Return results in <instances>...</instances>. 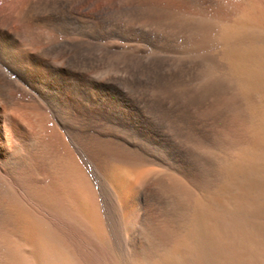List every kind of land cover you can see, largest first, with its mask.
Returning <instances> with one entry per match:
<instances>
[{"label": "bare ground", "instance_id": "6f19581e", "mask_svg": "<svg viewBox=\"0 0 264 264\" xmlns=\"http://www.w3.org/2000/svg\"><path fill=\"white\" fill-rule=\"evenodd\" d=\"M143 4L120 5L139 6L135 13L145 17L152 7L144 13ZM107 8L99 0H0V264H264V119L255 123L257 107L244 104L253 92L263 95L264 43L233 44L232 58L226 55L251 86L235 84L231 74L209 75V67L202 74L211 77L195 82L199 54L170 56V46L144 59L147 80L148 72L140 75L147 87L186 84L174 91L176 101H165V85L160 101L154 90L145 92L155 101H137L140 94L116 101L122 75L143 57L134 43L98 42L91 20ZM192 31L190 39L199 29ZM237 33L220 28L201 47ZM205 56L213 67H228L225 57ZM127 64L133 70L121 74ZM220 93L238 103L235 114L228 108L219 116ZM236 211L244 222L255 219L246 222L250 230L229 218Z\"/></svg>", "mask_w": 264, "mask_h": 264}, {"label": "rangeland", "instance_id": "374dc122", "mask_svg": "<svg viewBox=\"0 0 264 264\" xmlns=\"http://www.w3.org/2000/svg\"><path fill=\"white\" fill-rule=\"evenodd\" d=\"M258 1V2H257ZM132 2H138V3H144L143 4V7L142 6H140V7H142L141 9H144L145 11H143V10H141V13H142V11L144 12V13H146L147 12V9L149 8H154V10L152 9H150V10H148V12H147V14H145L146 16L145 17H142V16H140L139 14V10H138V7H136L135 8V10L137 11V13H139V14H137V13H135L136 11L134 10V8H129L128 9V7H121V5L120 4H124V3H132ZM260 2V3H259ZM263 2V3H262ZM99 3L100 4H105L106 5V7H108V8H110V9H104L103 11H105V12H103V13H101V15H99V16H97V17H95V18H92V20H91V22L93 23V20H94V23L95 22H97L98 20V22L97 23H99L98 24V26L97 25H95V24H97V23H93L95 26H92L93 24L91 23V30H92V28H93V33H96L95 35H98L99 36V39H98V42L99 43H102V42H104V41H107V40H111V39H117L118 41L120 40V42L121 43H126V42H129V43H134V45L136 46H138V48L136 47V52H137V54L139 55L138 57H143V59L142 58H136L134 61H133V65H134V71H136L135 72V74H133L134 73V71H130L129 72V75L127 76L126 74H128V73H126V71H129V70H133V67H132V65L130 66L132 69H129L128 68V70H127V68H126V66L128 67L130 64H131V62H129L127 65H125V67L123 66V68H122V71H121V74H123L124 72L126 73V74H124V75H122L123 77H121L122 79H120V84H119V87L122 89L123 87V89H122V96L121 95H119V98H117V100L116 101H129L131 98V101H136V96H138L139 94L141 95H139V97L137 98V101H149V99H152L153 100V96L157 93H159V95H161L160 96V98L163 96V94H164V98H166L165 99V101H170V100H175L176 101V99H173V98H176L175 96V94H173L174 93V91L176 92V94H178V93H180L181 92V89L182 88H184L185 86H183L182 84H184V83H182L181 84V82H177L175 85L173 84V83H171L170 82V84H172L171 86H170V84H168L169 82H167V85H165L164 83L162 84L161 83V85L160 86H162V87H164V85H165V87H166V89H164V91H166V90H168V92L166 91V92H164L163 90H162V93L161 92H158L157 90H161V89H163L162 87H159V85H157V86H149L148 85V87L147 86H145V85H147L148 83H146L145 81L147 80V74H149V71H148V69L146 68L147 67V65H146V62H147V60H148V56H150V57H153V53L155 52V49H156V52H157V55H156V53H155V55L156 56H160V55H166V52H169V53H167V54H170L171 52H172V54H174V55H170V56H180V55H182V56H184V54H186L185 56L186 57H188V55H191V56H189V59L191 58V60L193 59L192 58V54H194V57H195V54H199L198 55V57H197V55H196V59H197V62L198 61H200L199 63H196V59H194L195 60V62L193 61V65H194V67H193V74L194 73H196V74H198V75H196V76H193L194 77V81L195 82H197V81H201L202 79L203 80H205V79H208L209 77H211V76H209L211 73V75H213V76H215L216 74H225V75H233V76H235V78L236 77H238V83L237 82H235V84H242L243 85V83L245 84V85H252L251 83H249L248 81H246V78H247V76L243 73V71H238L237 69H238V67H237V65H235V63H233V60L232 59H229V58H227V54H230V52L232 51L231 50V48H232V46H233V44H239V45H242V46H253L254 44H257V42L258 41H260L261 43H264V16L262 17V14H261V12L263 11V14H264V9L262 10V8L264 7V0H99ZM119 4V5H118ZM256 4H258V7H257V5ZM260 4H261V7L262 8H260V10H261V12L260 11H258L259 10V7H260ZM262 4H263V6H262ZM116 5V6H115ZM146 6H147V9H146ZM149 6H151V7H149ZM119 7V8H118ZM257 7V8H256ZM127 8V9H126ZM112 10V11H111ZM118 12H117V11ZM108 11V12H107ZM109 11H111V15H112V17H111V15L110 14H108V13H110ZM115 11H116V13H118V14H116L115 15ZM126 11V12H125ZM150 11V12H149ZM154 11V13H152ZM159 11V13H156V12H158ZM167 11V12H166ZM125 14H124V13ZM128 12V13H127ZM134 12V13H133ZM144 13H142V15L144 14ZM152 13V19H147V21L145 20L146 18H149L150 16V14ZM156 13V14H155ZM163 13H165V15L163 14ZM167 13V14H166ZM169 13V14H168ZM110 15V17H107L108 15ZM133 14H135V15H133ZM154 14H155V17H153L154 16ZM162 14L165 16H162ZM107 15V16H106ZM123 15H125V16H123ZM134 17H133V16ZM136 15H138V16H136ZM166 15H169V17L167 18L166 17ZM170 15H172V16H170ZM117 16V17H116ZM144 16V15H143ZM149 16V17H148ZM181 16V21H182V17L184 18V17H191V18H184L185 20H187V21H185V20H183L182 22H186V24H190V23H194L192 26H190L189 24H188V26L186 25H184L182 22H180V21H178L177 19L179 18ZM100 19H99V18ZM101 17L103 18L102 20H101ZM123 17V18H122ZM140 17H142L140 20L142 21H139V19L138 18H140ZM174 17H177L176 19L174 18ZM111 18V19H110ZM114 19V21H113V19ZM172 18V19H171ZM192 18H195V19H192ZM126 19V20H125ZM133 19H135V23H133L134 22V20ZM161 19H162V23L163 24H165V22H167L166 23V25H163L162 23H161V25H159V22H161ZM189 19V20H188ZM197 19V21L199 20V22H200V20H201V22L199 23V24H201V25H198V24H195V23H197V21H195ZM109 21L110 20V22H107V21ZM120 20H121V22H120ZM123 20V21H122ZM127 20H129V22L127 21ZM131 20H133V22L131 23ZM144 20L146 21V23L144 22ZM155 20V21H154ZM170 20V21H169ZM176 20V21H175ZM192 22H191V21ZM125 21V22H124ZM149 21V22H148ZM151 21V22H150ZM172 21V22H171ZM173 21H175L174 23H173ZM203 21H204V24H205V27H204V24H203ZM216 21V22H215ZM220 21H222V22H220ZM102 22V23H101ZM120 22V23H119ZM170 22V23H169ZM178 22H180V24L178 23ZM206 22V23H205ZM109 23H113V24H109ZM127 23H129V24H127ZM131 23V24H130ZM140 23V24H139ZM147 23H150V24H147ZM152 23H153V26H155L154 28H153V26H152ZM171 23H173V24H171ZM177 23V24H176ZM211 23H213V25L211 24ZM219 23H220V27H218L219 26ZM102 24V25H101ZM127 24V25H126ZM139 26H138V25ZM209 26H208V25ZM215 24V25H214ZM107 25H109V26H107ZM131 25V26H130ZM133 25V26H132ZM141 25V26H140ZM145 25H147V26H145ZM162 25H163V27H162ZM170 27H169V26ZM175 25H178V26H182V25H184L183 26V28L181 27V29H182V31L184 32V35H183V33H181L182 31H178V30H181V29H179L178 28V30H177V27L178 26H175ZM194 25H196V27H199V28H197V29H193V28H195V26ZM202 25H203V28H207V26H208V28H210V27H212V26H216V25H218L217 27H212V28H210L209 29V31L207 32V30H208V28H207V30H206V32L204 31V29L203 28H200V26L202 27ZM139 27V30H137L138 29V27ZM146 28H145V27ZM166 26H168L167 28H166ZM114 27V28H113ZM128 27H130V28H128ZM150 27V28H149ZM174 27H176V28H174ZM191 27H192V30L194 31H192V30H190L191 29ZM225 27H226V29L228 28V29H234V30H236L237 29V38H234V39H236L237 40V42H236V40L234 41V39H227L226 37H222V39H220V41H219V43H217L215 46L213 45V47L211 46L212 44H213V38L217 35L216 33L218 32V30H220V28H221V30H222V28H224L225 29ZM240 27H241V30H240ZM94 28H96V31H95V29ZM123 28H124V31H123ZM134 28V30H132ZM137 28V29H136ZM144 28L146 29V30H144ZM149 28V29H148ZM156 28V29H155ZM172 28H174V29H172ZM184 28H186V29H184ZM189 28V29H188ZM218 28V29H217ZM239 28V29H238ZM97 29H98V31H97ZM121 29V30H120ZM135 29H136V31H135ZM185 31H187V32H185ZM199 29V32L198 31H196V30H198ZM201 29V30H200ZM214 29V30H213ZM217 29V31H215ZM246 29V30H245ZM118 30H120L121 32V34L119 33V31ZM162 30V31H161ZM174 30V31H173ZM240 30V31H239ZM95 31V32H94ZM128 31V32H127ZM132 31H134V32H132ZM141 31V32H140ZM146 31V34L144 35V36H142L143 35V33ZM153 31V32H152ZM176 31V32H175ZM190 31H192L193 33H197L198 32V34H197V36L195 37V35L193 34V36H192V38H194L195 39V45H194V43L193 42H191V40H192V38L190 39V37H191V32ZM210 31H212L211 33H210ZM103 32V34H101ZM109 32V33H108ZM125 32V33H124ZM155 32V33H154ZM158 32V33H157ZM163 32V33H162ZM169 32V33H168ZM172 32V33H171ZM175 32V33H174ZM178 32V33H177ZM201 32H204L205 34L207 33V36L205 37L204 36V38H202L201 36L202 35H205L204 33L202 34ZM241 32V33H240ZM76 33V32H75ZM73 33V34H70V35H80V34H78V33ZM111 33V34H110ZM129 33V34H128ZM136 35H135V34ZM147 33L149 34V35H151V36H148L147 35ZM168 33V34H167ZM171 33V35H169ZM195 33V34H196ZM201 33V36L199 35ZM100 34H101V36L103 35V37H100ZM109 34V35H108ZM124 34H127V35H124ZM131 34H134V35H131ZM140 34H141V36H140ZM172 34H174V36H172ZM182 35V37H183V39H181L182 37H181V35ZM188 34V35H187ZM245 34V35H244ZM116 35V36H115ZM139 35V36H138ZM167 35H168V38H170V40H171V38H172V40H171V42H170V40L169 39H166L167 38ZM180 35V36H179ZM198 35H199V37H198ZM208 35H210V36H208ZM262 35V36H261ZM81 36V35H80ZM105 36V37H104ZM131 36H133V37H131ZM153 36L156 38V36L157 37H159V38H156L155 39V42H152L151 40L153 39ZM161 36V37H160ZM170 36H172V37H170ZM238 36H239V38H241V40L238 38ZM242 36V37H241ZM255 36V37H254ZM15 37V36H14ZM17 37V36H16ZM77 37H79V36H77ZM110 37H112V38H110ZM122 37H123V39H122ZM129 37V38H128ZM133 38L134 40L136 39V40H138V41H132L133 39H131V38ZM135 37V38H134ZM139 39H138V38ZM145 37V38H144ZM148 37V38H147ZM173 37H175V38H173ZM200 37H201V40H200ZM210 37H213L212 39L210 38ZM259 37V38H258ZM260 37H262L261 39H260ZM101 38H103L102 40H101ZM106 38V39H105ZM163 38V39H162ZM177 38H179L178 40H177ZM187 38H189V39H187ZM199 38V39H198ZM205 38H207V39H211V41L209 42L208 40H206ZM226 38V39H225ZM255 38V39H254ZM131 39V40H130ZM158 39V40H157ZM162 39V40H161ZM177 41V43L175 42V40ZM184 40L183 42L182 41H179V40ZM193 39V40H194ZM224 39V40H223ZM130 40V41H129ZM140 40H143V41H140ZM157 40V41H156ZM164 40H168L167 42L165 41V45H163L164 44ZM185 40H186V43H185ZM187 40H189L188 42H190L191 44H193L192 46H191V44L189 43V45H190V47H191V49L189 48V50H191V51H189L187 48L189 47V45H188V42H187ZM200 40V41H199ZM204 40V41H203ZM227 40V41H226ZM95 41L97 42V39H95ZM163 43H161V42ZM179 41V42H178ZM199 43V45H198V43ZM201 41H202V43H201ZM226 41V42H225ZM231 41V42H230ZM240 41V42H239ZM242 41V42H241ZM244 41V42H243ZM137 42V43H136ZM140 42H141V44L142 45H140ZM145 42V43H144ZM160 42V43H159ZM176 44V46L177 47H179L180 45L182 46L181 48L179 47L178 49L179 50H181L182 48H183V46H185L184 44H187L184 48L185 49H187V52L185 53L183 50L184 49H182L180 52H184V53H180L179 52V50L176 48V46H175V44ZM203 42H208L207 44L209 45V44H211L210 45V47L209 48H206V46H207V44H206V46H202V47H205V49H203L202 47H201V45H204L205 43H203ZM212 42V43H211ZM234 42H236V43H234ZM249 42V43H248ZM151 43H153V44H151ZM167 43V44H166ZM168 43H171V44H169L168 45ZM180 43H184V44H180ZM222 43V44H221ZM248 43V44H247ZM154 44H156V48L154 47L155 45ZM174 44V47L172 46ZM180 44V45H179ZM197 44V45H196ZM157 45H160L159 47L157 46ZM161 45H162V47L163 48H161ZM166 45H168V46H166ZM220 45V46H219ZM140 46H142V47H140ZM164 46H166V47H164ZM171 46V47H170ZM195 48H194V47ZM222 46V47H221ZM95 47V46H94ZM93 47V48H94ZM99 47V45H97V47H95V50H97V48ZM167 47H170L169 48V50L170 49H172V50H170V51H168L167 49ZM173 47V48H172ZM208 47V46H207ZM167 50L166 52H165V49ZM194 49V51H192L193 49ZM221 49V51H220V49ZM137 49L139 50H141L140 52L139 51H137ZM142 49L144 50V52L142 51ZM159 49H162V50H160V52H158L159 51ZM175 49V50H174ZM195 49L197 50V52L195 51ZM199 49V50H198ZM146 50V51H145ZM158 50V51H157ZM177 50V51H176ZM217 50V51H216ZM231 50V51H230ZM176 51V52H175ZM163 52H165V53H163ZM175 52V53H174ZM211 53V54H214V55H219L218 57H220V59L222 60V61H226V59H227V63H229L228 64V67L227 68H224V69H222L221 67V69L219 68H216V67H213L212 65V63H210L209 61H207V60H209L208 59V56H205V54H209V53ZM219 52V53H218ZM229 52V53H228ZM141 53V54H140ZM162 53V54H161ZM203 53V54H202ZM225 53V54H224ZM147 54V55H146ZM180 54V55H179ZM227 55V56H226ZM223 56V57H222ZM224 57L226 58V59H224ZM228 57H231L232 58V56H228ZM139 60V59H141V61L139 60L138 61V65H137V61L136 60ZM145 59V61H143ZM143 61V64H141V62ZM144 62H145V64H144ZM209 62V64H207ZM136 63V64H135ZM140 65H142V66H140ZM146 65V66H145ZM195 65H196V67H195ZM207 65H210V66H207ZM229 65H230V67H229ZM138 66V67H137ZM197 66H198V68H197ZM215 66V65H214ZM142 67V68H141ZM145 67V68H144ZM209 67V68H208ZM126 70H125V69ZM138 68H141L140 70L138 69ZM208 68V69H207ZM231 68V69H230ZM144 69V70H143ZM207 69V70H206ZM205 70L207 71V72H205ZM211 72V73H209V71ZM216 70L218 71V73L216 72ZM195 71V72H194ZM198 71H200V73L202 74V73H208L207 75H200L199 73H198ZM229 71V72H228ZM131 72H132V74H131ZM140 72H143V73H146V72H148V73H146L145 75H144V77L146 78V80L144 81L143 80V78L144 77H142L141 78V73ZM222 72V73H221ZM224 72H226V73H224ZM204 73V74H205ZM130 74H131V76H130ZM141 74V75H140ZM235 74V75H234ZM195 75V74H194ZM203 76H206V77H203ZM212 76V77H213ZM126 77H128L127 79H125ZM135 77V78H134ZM139 77H140V79H139ZM196 77V78H195ZM199 77V78H198ZM200 77L202 78V79H200ZM198 78V79H197ZM124 79V80H123ZM125 80L126 81H129L128 83L127 82H125ZM142 80L145 82V85L143 84L144 82H142ZM121 81H123V83L121 82ZM138 81H139V83H138ZM167 81V80H166ZM165 81V79H164V82H166ZM193 81V82H194ZM206 81V80H205ZM204 81V82H205ZM242 81V82H241ZM132 82V83H131ZM163 82V81H162ZM130 83V84H129ZM128 84V86H126ZM125 85V86H124ZM175 87H177V88H175ZM180 85L181 86H183L182 88L180 87ZM184 85H186V84H184ZM143 86H145V87H143ZM128 89V91L126 90V88ZM133 87V88H132ZM140 87H142V88H140ZM147 87V88H146ZM164 87V88H165ZM168 87V88H167ZM140 88V89H139ZM143 88H145V89H147V90H145V89H143ZM157 88H159V89H157ZM171 88L173 89V90H171ZM133 89V90H132ZM143 89V90H142ZM150 89H152V90H150ZM176 89H179V91L180 92H178V90L176 91ZM132 90V91H131ZM154 90V91H153ZM263 91H264V89H262ZM126 91V92H125ZM145 91H153L155 94H153L152 95V93H151V95H150V92H149V95H146V92L144 93ZM171 91V92H170ZM261 92V93H263V95L261 96L260 95V93H258V92H256V93H251L252 95V98L251 99H255V100H252V101H250L251 99L250 98H248V100L249 101H247V102H250V104H251V102H254L253 104L255 105V107L254 108H252V106L251 105H247V102L246 101H244V104H245V106L246 107H249L248 109L250 110L251 109V112H253L252 110H255V108H256V110L254 111V112H256L257 110H258V113L256 112V114H258V117H256V115L253 113V116H252V113H251V116L250 117H252L253 119V121L256 119L257 121H254L255 123H262L263 122V119H264V109L262 108L263 107V105H264V92ZM126 94H125V93ZM128 92V93H127ZM170 92V93H169ZM178 92V93H177ZM148 93V92H147ZM161 93V94H160ZM166 93V94H165ZM168 93V94H167ZM258 93V94H257ZM128 94V95H127ZM156 94V95H157ZM169 94H173L172 96L171 95H169ZM254 94V95H253ZM125 95V96H124ZM130 95V96H129ZM135 95V96H134ZM143 95H145V96H143ZM155 95V96H156ZM159 95H157L156 97L158 98H155L156 100H159L160 98H159ZM175 95V96H174ZM250 95V94H249ZM132 96V97H131ZM143 96V97H142ZM147 96H148V98H149V96H150V98L148 99L147 98ZM218 96H219V98H218ZM218 96H217V101L219 102V103H215V101H214V103H215V106H216V108L220 111H218V110H216V111H218V112H216L217 114H219V116L221 115V113H222V111L224 110V109H228V108H231V109H228L227 111L229 112V114H235V110L237 109L238 110V103L236 102V101H231V104L229 105L228 104V102H230V101H227L226 99H228L227 98V96L225 97V95L224 94H218ZM224 96V97H223ZM131 97V98H130ZM178 97V96H177ZM221 97H223V98H221ZM250 97V96H249ZM260 97H262V98H260ZM140 98V99H139ZM143 99V100H142ZM155 99L153 100V101H155ZM161 99H163V98H161ZM169 99V100H168ZM223 99V100H222ZM259 99H261V100H259ZM152 100H150V101H152ZM160 101V100H159ZM161 101H163V100H161ZM177 101H181V100H179V99H177ZM258 101H260V102H258ZM224 105H223V104ZM262 103V104H261ZM217 104H218V106H219V108L217 107ZM249 104V103H248ZM259 106H258V105ZM222 105V106H221ZM221 106V107H220ZM235 109V110H234ZM236 110V111H237ZM233 111V112H232ZM232 116V115H231ZM237 116V113H236V115H233V117H236ZM262 120V121H261ZM261 121V122H260ZM246 189H249L248 188V186L246 187ZM236 212H238V211H236ZM235 213V212H234ZM231 214V215H230ZM230 214H228L229 215V218L230 217H232L231 219H233V220H235L236 218H240V216H238V215H241V213L239 214V212H238V214H236L235 213V215H233V212L232 213H230ZM263 215H264V213H263ZM238 216V217H237ZM244 215H242L241 216V218H240V220L242 219V217H243ZM252 216V215H251ZM251 216H249V217H251ZM245 217V216H244ZM238 218V219H239ZM238 219H237V221H238ZM245 219H246V217H245ZM247 219H249V218H247ZM253 221L255 220L254 218H251ZM261 219H262V216H261ZM243 220V219H242ZM252 220H245V222H244V220H243V222H242V224H244L245 226H244V229H243V231H246L247 230V228L248 227H250V228H252L250 225H252V224H250V223H247L246 224V222H253ZM236 221V220H235ZM250 224V225H249ZM249 225V226H248ZM250 228H248V230H250Z\"/></svg>", "mask_w": 264, "mask_h": 264}]
</instances>
